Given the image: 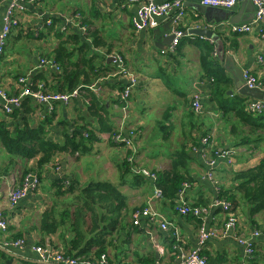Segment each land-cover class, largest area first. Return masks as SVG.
Instances as JSON below:
<instances>
[{
  "label": "crops",
  "instance_id": "crops-1",
  "mask_svg": "<svg viewBox=\"0 0 264 264\" xmlns=\"http://www.w3.org/2000/svg\"><path fill=\"white\" fill-rule=\"evenodd\" d=\"M155 1L164 3L174 0ZM182 1L186 16L180 29L188 35L194 30L210 31L213 35L202 37L191 34L177 45L174 52H168L171 47L162 50L165 32L169 30L172 33L174 29V13L161 19L158 27L140 30L136 26L139 7L129 4L127 0H39L27 3L25 13L18 15L16 27L9 38V41L16 43L15 55L10 57L5 53L2 59L0 87L11 96H19L23 87H30L31 80L38 76L41 83L47 82L50 86L53 75L59 73L50 62H53L54 51L62 38L76 34L86 36V42L91 43L89 33H98L105 42V47L94 49L98 56L95 67L100 74L99 81L68 104L48 106L24 98L37 108L29 117L43 120L50 116L53 123L49 127L52 131L50 137L59 140L63 123L68 132L84 125L98 128L99 121L90 111L91 103L97 100L106 110L102 113L103 118L116 131L122 133L131 128L139 129L133 145L136 165L141 168L167 169L175 152L187 150L189 159L186 171L192 182L186 191L185 204L203 210V215H184L176 210L177 201L171 207L164 199H156L154 182L146 177V182H136L135 174L127 172L122 166L127 150L110 143L109 133H102L99 141L87 145L85 152L58 157L55 162L57 169L52 165L45 166L40 171L42 181L39 192L30 194L13 209L8 204V194L17 184L21 173L15 171L8 177L0 178V210L8 218V230L0 232V264H40L33 247L42 241L64 250L65 243L72 237L68 222L50 236L44 235L40 226L44 211L57 203L54 182L66 175L71 181L82 185L91 181L111 182L127 197L123 230L114 234L113 245L108 248L110 264H182L183 253L200 250L198 237L202 228L222 230L227 222L226 212L215 206L220 187L233 196L232 203H228L232 205L231 214L238 220V235L248 239L254 232L264 233V210L251 216V206L236 191L237 183L233 176L264 161V138H260L258 133L246 139L251 127L238 124L236 117L231 113L224 114L210 101L209 88L213 79L200 64V55L206 51L205 45H211L214 49L211 58L220 64L232 81L229 92L247 97L237 87L245 84L243 75L248 72L263 95L262 98L247 97L249 102H264V37L260 35L261 28L258 26L257 30L242 35L231 31L232 26L253 22L255 7L247 2L229 10H208L190 0ZM10 3L11 0H0V28ZM156 30L159 31L157 35L154 34ZM23 46L26 49H21ZM79 47L80 44L73 42L69 46V49L76 51L75 60ZM108 50L112 52L108 53ZM162 51L167 53L163 54ZM117 57L123 59L126 70L133 73L138 81L126 111L120 101L126 79L118 74L120 69L114 60ZM42 61L47 63L43 64ZM22 80H26L24 85ZM37 82L42 88L43 84L39 80ZM196 93L201 96L202 111L200 115L193 111V118L190 104ZM5 115L0 108V117L4 118ZM20 115L17 123L21 122L25 113L20 112ZM199 116L202 117L200 120ZM234 125H240L238 130ZM233 128H236L235 133L232 132ZM190 136L201 143L206 139L203 147L209 154L215 149L219 152L232 151L230 158L219 159L213 170L216 184L207 177L210 169L202 157V144L198 147L200 150L194 148ZM27 165L33 168L34 162L30 161ZM31 173L37 175L36 172ZM140 208L163 216L169 229L163 230L160 220L143 215L135 223L134 214ZM12 240H24L25 246L21 249L2 248L3 242ZM251 243L254 246L252 256L233 238L212 240L201 248L200 253L208 264H264V236Z\"/></svg>",
  "mask_w": 264,
  "mask_h": 264
},
{
  "label": "trees",
  "instance_id": "trees-1",
  "mask_svg": "<svg viewBox=\"0 0 264 264\" xmlns=\"http://www.w3.org/2000/svg\"><path fill=\"white\" fill-rule=\"evenodd\" d=\"M183 32L185 31L183 30ZM88 36L92 40L91 43L86 42V36L73 34L63 37L61 35L63 38L54 51L53 59V62L59 67V73L53 75L51 85L49 86L47 82L41 83V77L38 76L31 80L30 87H24L38 91L40 88L37 81L39 80L43 84L42 90L45 92L56 91L59 94H72L74 91H78L81 94L89 86L98 82L100 74L97 73L95 67L98 56L94 49L105 47V42L96 32L89 33ZM72 42L80 44L76 60V51L69 49ZM201 42L198 40V43ZM205 49L206 51L200 55V64L202 69L209 73L213 79L209 88L210 101L215 103L224 114L231 113L236 117L238 124L251 127L246 139L251 138L250 136L253 134L258 135V133L260 138H264V111H253L251 109L252 102H249L247 97L229 94L232 81L227 78L220 64L211 58L214 51L212 46L206 44ZM111 52L108 50V53ZM124 87L121 89L122 92ZM192 104L193 100L190 104L191 107ZM98 105L97 110L96 106ZM123 105L124 103H121L122 107ZM21 107L11 114H6L4 118L0 117V178L10 176L19 168L17 172L20 171L21 176L18 177L15 187L21 186L31 172L37 173L41 184L40 171L45 166L52 165L54 169H57L58 164L55 162L58 157L62 155L75 156L79 152H85L88 144L99 141L100 134L109 133L110 143L127 150L122 165L124 170L132 171L135 174L136 182H146L143 176L135 172L141 166L136 165V161H129L131 157H135V149H129L123 141H115L118 136L125 138L132 128L121 133L120 130L116 131L111 127L108 120L103 118L102 113H105L106 110L101 108L99 101L93 100L90 108L91 114L99 121L97 129L94 126L84 125L68 132L65 128L66 124L63 123L60 128L62 132H60L59 140L50 137L52 131L49 130V127L53 125L50 116L44 117L43 120L30 118L37 108L33 107L28 99L22 101ZM0 108L3 110L1 106ZM20 112H24L25 116L21 122L17 123L16 121L21 118ZM191 116L193 118L195 116L193 110ZM239 126L234 125L237 130ZM236 128L232 129L233 133L236 132ZM136 132L139 135V129H136ZM190 141L194 144V148H198L202 144L194 137ZM218 153L219 151L215 149L211 156L216 158ZM172 157L169 168L159 171L147 170L157 176V181L154 184L155 188L161 192V199L174 207L182 184L190 183L192 179L186 171L189 159L187 150L182 149L175 152ZM30 161L34 162L33 168H29L27 165ZM233 176L237 183L236 191L251 206V216L263 211L264 161L252 169L234 173ZM53 189L57 201L61 200L67 203L65 199L71 197L72 201L70 205H62V212L57 210V201L55 206L45 210L41 217V232L46 236L54 235L61 226L66 225L65 222H68L72 237L65 243L66 247L63 251L56 249L52 243L46 244L44 241L37 246L51 247L62 252L65 256L77 260L80 264L85 261H95L102 255L108 256V248L113 245L114 234L123 230L121 228L128 207L127 197L111 182L91 181L82 185L77 181H71L67 175L58 178L53 184ZM217 198L229 203L233 201V196H229L222 187L219 188ZM138 210L143 209H137L135 214ZM57 216L60 217V220Z\"/></svg>",
  "mask_w": 264,
  "mask_h": 264
},
{
  "label": "built area",
  "instance_id": "built-area-1",
  "mask_svg": "<svg viewBox=\"0 0 264 264\" xmlns=\"http://www.w3.org/2000/svg\"><path fill=\"white\" fill-rule=\"evenodd\" d=\"M39 0H11L9 7L6 9L4 16L2 18V24L0 28V66L2 63L3 56L5 54V50L7 48V44L9 38L16 26L18 15L25 13L27 3H35ZM204 7H211L215 9H233L234 7L240 5L243 2H249L255 7V20L251 23L232 26L231 31L237 35L247 34L252 32L253 30H257L258 26H260V35L264 37V0H190ZM129 4H135L139 7L137 18H136V26L140 29H153L158 27L159 21L165 17H168L171 13H174V29L173 35L175 36V40L173 41L171 48L168 52H174L177 45L180 43L181 39L184 38L185 32H183L180 27L183 24L185 18V10H184V2L182 0H174L164 3H157L155 0H127ZM50 24V23H49ZM83 29V28H82ZM163 54H166V51H162ZM115 62L118 63L119 71L118 74L126 79L125 87L120 96L121 103H124L123 110L126 111L129 108V101L131 95L137 86V77L133 73H129L126 70L125 64L123 63V59L117 57L114 58ZM42 63H47L42 61ZM53 67L56 70H59V67L53 63ZM244 79L246 80L247 86L250 89H258L259 85L256 80L252 77L248 72L244 73ZM22 83L26 82V80H22ZM80 93L78 91H74L72 94H59V93H47L40 88L38 91H33L28 87H24L21 94L19 96H11L8 92L0 87V105L3 108V111L6 114H11L14 109L19 108L21 106V102L24 98H31L34 101L43 104V105H54L57 103L60 104H68L74 98L79 97ZM193 104L192 109L196 114H199L202 111L201 104V96L196 93L192 97ZM251 109L256 112L264 111V102L255 101L251 103ZM138 137V133L136 129H131V131L127 134V136L116 137L115 141L120 142L123 141L126 146L134 150L135 146L133 145L136 138ZM207 140H203L201 150L202 157L208 165L210 171L207 173L208 179L216 184L214 180L213 170L216 168L219 159H229L232 155L231 150L221 151L217 154V157L214 158L211 154L208 153L206 147ZM130 162H135V157H131L129 159ZM135 172L143 177L151 179L153 182L157 181V176L147 169L137 168ZM190 188V184L185 182L182 184L181 191L178 194L177 202L178 207L177 211L184 215H192L196 217H201L203 215V210L194 209L186 206L185 204V195L186 191ZM40 190V181L37 175L29 174L23 184L19 187H13L10 189L8 194V204L11 209L15 208L20 201L28 197L30 194L34 192H39ZM154 197L156 199L161 198V192L156 189ZM215 206L220 207L227 214V222L224 225L222 230H206L202 228L199 233L198 242L199 248H203L208 242L212 240H222L233 238L236 242L243 246L247 254H254V246L251 243L252 240L257 239L259 236L264 233L254 232L251 234L250 238L245 239L241 238L238 235V220L236 217L231 214V205L228 202L216 200ZM139 214H134L135 223L139 219ZM144 217H149L153 220H160L161 227L163 230L169 229V224L166 222L165 218L158 213L153 212L152 210H146L142 212ZM8 230V218L5 216L3 211L0 210V232L5 233ZM25 246L24 240H12L9 242H3L2 248L4 249H21ZM200 250H191L189 252H185L182 254L181 262L182 264H208L207 260L201 255ZM33 251L37 255L38 262L40 264H80L77 260H74L70 257L65 256L62 252L58 250H54L51 247H41L34 246ZM81 264H110L109 258L106 255L100 256L99 259L95 261H85ZM119 264H129L128 262H122ZM142 264V263H135ZM151 264H166L164 262H155Z\"/></svg>",
  "mask_w": 264,
  "mask_h": 264
},
{
  "label": "water",
  "instance_id": "water-1",
  "mask_svg": "<svg viewBox=\"0 0 264 264\" xmlns=\"http://www.w3.org/2000/svg\"><path fill=\"white\" fill-rule=\"evenodd\" d=\"M243 3H247V2H243ZM201 7L204 9H208V10H217V9L211 8V7H204V6H201ZM158 32L159 31L156 30V31H154V34L157 35ZM191 34H199L202 37H204V36L210 37L213 35L212 32L203 31V30H196V31L194 30V31L190 32L189 35H191ZM189 35L187 33V34H185L184 37H187ZM164 36H165V38L162 42L163 43L162 47H164V49L162 48V50H166L167 49L166 47H170L172 45L173 41L175 40V36L173 35V33H170L169 30L165 32ZM243 77H244V75H243ZM237 88H238L239 92L244 96L251 97V98H262L263 97V95L261 93H259V91L257 89H250L247 86L246 80H245V84L243 86H238ZM231 93L232 92H229L230 95H232Z\"/></svg>",
  "mask_w": 264,
  "mask_h": 264
},
{
  "label": "rangeland",
  "instance_id": "rangeland-1",
  "mask_svg": "<svg viewBox=\"0 0 264 264\" xmlns=\"http://www.w3.org/2000/svg\"><path fill=\"white\" fill-rule=\"evenodd\" d=\"M12 40V39H11ZM21 49H26L25 48V46H23ZM14 50H17V46H16V43L15 42H13V41H9L8 42V44H7V48H6V53L10 56V57H12V56H14L15 55V53H14ZM202 114V113H201ZM197 115H200V114H197ZM202 117H200L199 116V120L201 119ZM6 163V162H5ZM83 166V162H81V164H80V167H82ZM17 170H19V168H17ZM16 170V171H17ZM37 192H34V193H32L31 195H34V194H36ZM66 201H67V203L66 202H63V201H61V200H59V201H57L58 202V204L56 205L57 207H59V206H61V204L63 205V204H71L70 202L72 201V197L71 198H67V199H65ZM62 207V206H61ZM57 210H60V211H62L63 210V207L62 208H57Z\"/></svg>",
  "mask_w": 264,
  "mask_h": 264
},
{
  "label": "bare ground",
  "instance_id": "bare-ground-1",
  "mask_svg": "<svg viewBox=\"0 0 264 264\" xmlns=\"http://www.w3.org/2000/svg\"><path fill=\"white\" fill-rule=\"evenodd\" d=\"M24 88V87H23ZM206 138V137H205ZM197 149H199L200 150V148H197ZM201 152H202V150H201ZM36 175V174H35ZM144 210H138L137 212H136V214H139L138 215V217H140L141 215H142V212H143Z\"/></svg>",
  "mask_w": 264,
  "mask_h": 264
}]
</instances>
